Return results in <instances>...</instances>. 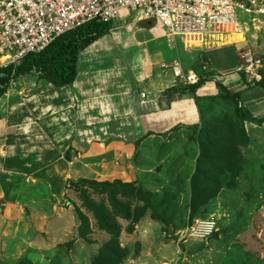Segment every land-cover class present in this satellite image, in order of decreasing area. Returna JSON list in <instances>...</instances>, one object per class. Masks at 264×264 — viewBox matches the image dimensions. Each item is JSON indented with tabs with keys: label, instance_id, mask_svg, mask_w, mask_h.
Returning a JSON list of instances; mask_svg holds the SVG:
<instances>
[{
	"label": "rangeland",
	"instance_id": "rangeland-1",
	"mask_svg": "<svg viewBox=\"0 0 264 264\" xmlns=\"http://www.w3.org/2000/svg\"><path fill=\"white\" fill-rule=\"evenodd\" d=\"M127 16L126 27L110 24L108 34L79 54L82 66L79 72L86 71L83 75L87 78L99 75L93 83L86 84L88 91L108 92L124 87L126 78L132 81V90L140 91L144 86V80L135 82V72L126 62V53L122 52L127 41L134 42L128 35L135 33V40L139 41L152 39L144 48L150 56L148 67L153 71L161 72V64L177 59L175 49L167 46L160 25L142 22L136 13L130 11ZM148 29L152 30L149 34L145 31ZM139 50L143 51L142 48ZM245 50L253 51L264 62V19L248 25L242 42L214 50L195 51L200 55L210 53L207 58L216 73L236 79L237 55ZM40 62L23 76L26 83H30L28 88L32 83L45 85L41 80L43 62ZM196 73H203L200 63ZM261 75L259 87L248 85L240 93L241 105L252 114L249 119L238 116L233 101L214 100L209 101V105L204 103L200 109L201 120L196 128L185 125L182 131H179L182 127H176L170 133L154 136L149 133L143 139L126 141L135 151L130 154L131 164L117 174H120L121 182H136L142 187L150 199L152 210L137 224L136 234L126 232V221H117L121 227L118 242L127 252L122 264H264V70ZM196 94L201 93L197 90L187 99H194ZM107 111V107L92 108L86 113L83 120L84 144L91 134L107 138V113H104ZM87 117L98 118L96 122L99 125L92 127L88 121L93 120ZM245 136H248L246 145ZM207 139L204 148L206 158L201 162L197 160L200 141ZM117 163V168H121ZM106 167L104 175L95 179L97 182L109 179L112 169L108 165ZM196 168L193 192L191 177ZM113 181L116 180L108 182ZM74 191L71 190L67 201L75 208V224H70L65 240L61 239L59 243L52 240L44 245L45 251L37 263L92 264L99 248L110 240L109 236L98 232L92 213L84 206L81 191ZM200 191L207 197L203 206L193 200ZM87 194L96 202L101 200L91 190ZM77 210L82 216H78ZM201 221L215 222L214 234L200 241L184 238V230Z\"/></svg>",
	"mask_w": 264,
	"mask_h": 264
},
{
	"label": "crops",
	"instance_id": "crops-1",
	"mask_svg": "<svg viewBox=\"0 0 264 264\" xmlns=\"http://www.w3.org/2000/svg\"><path fill=\"white\" fill-rule=\"evenodd\" d=\"M127 15L128 11H122L120 18L112 23L126 27ZM145 31L149 34L152 30ZM134 34L128 35L134 42L127 41L122 52L126 53V62L135 72V82L144 80L140 91L131 89L130 78H126V86L118 89L88 91L86 84L93 83L99 75L85 77L86 71L79 72L82 66L78 59L72 84L55 86L41 78L44 86L39 82L28 88L30 83L19 77L0 98V262L14 263L23 257L30 261L40 260L46 248L44 245L52 240L55 243L65 240L70 224H75V208L67 201L71 191L66 188V183L98 180L104 175L106 165L112 173L109 179L101 180L120 181L121 176L117 173L131 164L130 154L135 151L126 141L143 139L149 133L153 134L151 136L170 133L185 125L198 127L201 120L199 105L194 99H187L190 93L182 97L177 92L166 93L177 88L172 75L148 67L150 56L144 45L152 39L135 40ZM230 44L234 43L225 45ZM173 48L184 73L196 72L200 63L207 77L219 76L210 66L207 58L210 53L200 55L195 50L186 51L179 42ZM220 76L224 77L229 90L236 89L237 78ZM207 88L215 92L212 85ZM143 92L147 94L144 100L146 112H141L139 107ZM200 93L202 95L196 96H210ZM106 107L107 138L91 134L84 144L86 113L92 108ZM86 119L93 120L88 121L92 127L99 125L98 118ZM182 130L185 128L179 131ZM67 153L70 160L65 158ZM117 162L121 168H117ZM123 183H127L126 180Z\"/></svg>",
	"mask_w": 264,
	"mask_h": 264
},
{
	"label": "built area",
	"instance_id": "built-area-1",
	"mask_svg": "<svg viewBox=\"0 0 264 264\" xmlns=\"http://www.w3.org/2000/svg\"><path fill=\"white\" fill-rule=\"evenodd\" d=\"M124 10L160 25L169 48L179 42L186 51L210 50L225 46L232 36H244L250 23L264 19V0H0V69L18 67L28 55L44 52L59 37L88 23H112ZM237 60L235 84L261 82V57L245 50ZM160 68L172 75L176 86L200 81L196 72L184 73L177 59ZM205 78L200 92L216 96L219 84L230 89L223 76ZM146 95L140 94L143 111ZM215 231V222L201 221L186 228L184 238L205 240Z\"/></svg>",
	"mask_w": 264,
	"mask_h": 264
},
{
	"label": "trees",
	"instance_id": "trees-1",
	"mask_svg": "<svg viewBox=\"0 0 264 264\" xmlns=\"http://www.w3.org/2000/svg\"><path fill=\"white\" fill-rule=\"evenodd\" d=\"M110 24H102L97 22L88 23L76 31L67 33L59 37L51 46L40 54H30L18 67H7L0 69V98L7 92L11 82L19 77L29 74L33 68L43 62V79L50 81L55 86L70 85L75 81L78 56L90 44L100 37L108 34ZM40 62V63H39ZM263 71L261 72V74ZM200 81L194 86H177L175 89L168 90L166 93H178L179 97L187 93L195 94L199 88L204 85L207 77L206 74H199ZM212 76V75H209ZM264 81V79H263ZM262 82V80H261ZM261 82L252 87H259ZM219 93L216 96L194 97L199 108L209 105V101L214 100H230L237 106V114L239 117L249 119L252 114L241 105V91H245L248 85L241 81L237 84L235 90L231 91L222 84L218 85ZM169 96V95H168ZM208 100V101H207ZM204 102V103H203ZM208 139L200 141V154L198 161L206 158L204 148ZM248 144V136H245V145ZM199 147V146H198ZM197 167V164H196ZM198 168L191 177L192 191L196 183ZM66 188L72 191H81L84 206L93 215L97 223L98 232H102L110 237V240L104 243L92 260V264H122L127 257L125 248H122L118 242L121 234V227L117 221H126L128 223L126 232L133 233L135 227L143 220L147 212L152 210L151 202L142 187L136 183H123L119 180L113 182H97L93 180H81L78 183L67 182ZM91 190L93 194L101 198L99 202L90 198L87 192ZM74 191V192H75ZM201 202L203 206L207 201L204 192L200 191L193 200ZM201 206V207H202ZM78 216H82L77 210ZM82 229L80 236H82ZM0 264H32L27 258H22L14 263L0 262Z\"/></svg>",
	"mask_w": 264,
	"mask_h": 264
},
{
	"label": "bare ground",
	"instance_id": "bare-ground-1",
	"mask_svg": "<svg viewBox=\"0 0 264 264\" xmlns=\"http://www.w3.org/2000/svg\"><path fill=\"white\" fill-rule=\"evenodd\" d=\"M243 41V36H234L232 39H230L226 44L228 43H237Z\"/></svg>",
	"mask_w": 264,
	"mask_h": 264
},
{
	"label": "water",
	"instance_id": "water-1",
	"mask_svg": "<svg viewBox=\"0 0 264 264\" xmlns=\"http://www.w3.org/2000/svg\"><path fill=\"white\" fill-rule=\"evenodd\" d=\"M65 158H66L67 160H70V158H69V153H67V154L65 155Z\"/></svg>",
	"mask_w": 264,
	"mask_h": 264
},
{
	"label": "clouds",
	"instance_id": "clouds-1",
	"mask_svg": "<svg viewBox=\"0 0 264 264\" xmlns=\"http://www.w3.org/2000/svg\"><path fill=\"white\" fill-rule=\"evenodd\" d=\"M148 23H153V22H148ZM108 24H111V23H108ZM140 105V104H139ZM140 107V106H139ZM141 108V107H140ZM197 241H199V240H197Z\"/></svg>",
	"mask_w": 264,
	"mask_h": 264
}]
</instances>
